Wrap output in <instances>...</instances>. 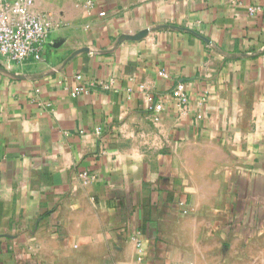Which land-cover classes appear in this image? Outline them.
I'll use <instances>...</instances> for the list:
<instances>
[{"label":"crops","instance_id":"obj_1","mask_svg":"<svg viewBox=\"0 0 264 264\" xmlns=\"http://www.w3.org/2000/svg\"><path fill=\"white\" fill-rule=\"evenodd\" d=\"M263 3L35 0L43 58H0V264H264Z\"/></svg>","mask_w":264,"mask_h":264},{"label":"built area","instance_id":"obj_2","mask_svg":"<svg viewBox=\"0 0 264 264\" xmlns=\"http://www.w3.org/2000/svg\"><path fill=\"white\" fill-rule=\"evenodd\" d=\"M34 2L35 0H0V58L7 57L15 64H22L28 60L40 61L43 58L48 41L49 24L32 14ZM247 11L251 17L264 15V3L250 7ZM161 75L166 76V73L162 72ZM76 79L80 80L81 76H77ZM99 86L103 89L110 87L105 83H99ZM138 90L145 95L150 104V111L155 113L162 111V106L154 100V97L145 93L143 85H140ZM78 93H86V90L80 86L73 94ZM171 97L180 107L188 106L189 100L184 84L177 83L171 91ZM100 131V128L94 130L95 134H99ZM82 176L85 179L88 178L86 174ZM179 206L183 207V203H179ZM136 235L134 241L137 252L141 256L143 242L140 234Z\"/></svg>","mask_w":264,"mask_h":264},{"label":"water","instance_id":"obj_3","mask_svg":"<svg viewBox=\"0 0 264 264\" xmlns=\"http://www.w3.org/2000/svg\"><path fill=\"white\" fill-rule=\"evenodd\" d=\"M145 35V32H142L140 34H138L137 36H133V37H126V36H122L120 39H119V43L121 41H124V40H131V41H136V40H140L141 38H143V36Z\"/></svg>","mask_w":264,"mask_h":264}]
</instances>
